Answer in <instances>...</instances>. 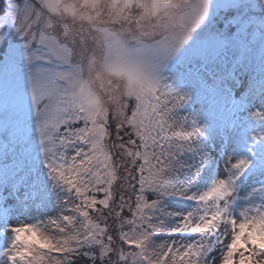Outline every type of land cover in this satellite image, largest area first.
Wrapping results in <instances>:
<instances>
[{"label":"snow or ice","instance_id":"snow-or-ice-1","mask_svg":"<svg viewBox=\"0 0 264 264\" xmlns=\"http://www.w3.org/2000/svg\"><path fill=\"white\" fill-rule=\"evenodd\" d=\"M0 264H264V0H0Z\"/></svg>","mask_w":264,"mask_h":264},{"label":"rangeland","instance_id":"rangeland-1","mask_svg":"<svg viewBox=\"0 0 264 264\" xmlns=\"http://www.w3.org/2000/svg\"><path fill=\"white\" fill-rule=\"evenodd\" d=\"M194 107L199 108V105H196V106H194ZM158 243H159V241H158Z\"/></svg>","mask_w":264,"mask_h":264}]
</instances>
